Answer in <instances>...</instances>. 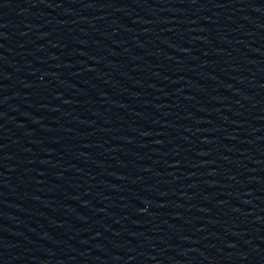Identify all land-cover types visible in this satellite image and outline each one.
I'll return each instance as SVG.
<instances>
[{"label":"water","instance_id":"obj_1","mask_svg":"<svg viewBox=\"0 0 264 264\" xmlns=\"http://www.w3.org/2000/svg\"><path fill=\"white\" fill-rule=\"evenodd\" d=\"M0 264H141L66 0H0Z\"/></svg>","mask_w":264,"mask_h":264}]
</instances>
